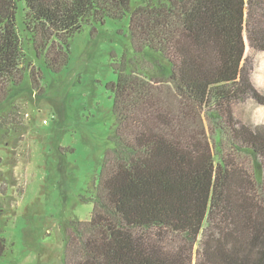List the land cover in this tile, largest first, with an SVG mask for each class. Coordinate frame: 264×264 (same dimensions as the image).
I'll return each mask as SVG.
<instances>
[{"label": "trees", "instance_id": "16d2710c", "mask_svg": "<svg viewBox=\"0 0 264 264\" xmlns=\"http://www.w3.org/2000/svg\"><path fill=\"white\" fill-rule=\"evenodd\" d=\"M23 7V26L18 11ZM0 0V105L29 73L23 41L52 72L70 60L85 25L130 14L132 52L113 64L115 127L89 199V220L63 224V264H240L234 247H264V128L236 122L232 105L264 104L245 70L264 51V0ZM25 36V37H24ZM13 110L5 134L19 127ZM222 122L211 135L206 121ZM19 122H17L18 124ZM12 125L11 128H8ZM21 124H23L21 122ZM24 125V124H23ZM251 161L235 166L223 144ZM0 237V257L7 250Z\"/></svg>", "mask_w": 264, "mask_h": 264}, {"label": "rangeland", "instance_id": "374dc122", "mask_svg": "<svg viewBox=\"0 0 264 264\" xmlns=\"http://www.w3.org/2000/svg\"><path fill=\"white\" fill-rule=\"evenodd\" d=\"M164 1L131 0V12ZM130 14L85 25L70 40L68 65L57 73L24 39L26 64L40 73L42 90L33 88L26 73L23 83L13 87L0 105V117L13 110L17 119L12 125L22 127L19 134L0 130V237L7 241L0 264H63V224L90 219L89 199L95 196L115 127L107 86L116 79L113 64L132 52ZM23 15L20 6L19 27ZM246 45L245 70L264 97V51L250 46L247 33ZM232 111L240 125L264 128V104L252 97L235 102ZM206 125L211 135L218 127L226 131L222 122L207 120ZM223 139L225 155L235 159L237 169L249 172L250 159ZM202 253V247H195L193 264L203 263ZM233 254L240 264H264V247H234Z\"/></svg>", "mask_w": 264, "mask_h": 264}]
</instances>
